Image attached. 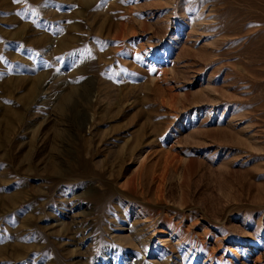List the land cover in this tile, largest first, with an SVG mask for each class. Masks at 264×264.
I'll use <instances>...</instances> for the list:
<instances>
[{"label": "rangeland", "instance_id": "obj_1", "mask_svg": "<svg viewBox=\"0 0 264 264\" xmlns=\"http://www.w3.org/2000/svg\"><path fill=\"white\" fill-rule=\"evenodd\" d=\"M0 264H264V0H0Z\"/></svg>", "mask_w": 264, "mask_h": 264}, {"label": "snow or ice", "instance_id": "obj_2", "mask_svg": "<svg viewBox=\"0 0 264 264\" xmlns=\"http://www.w3.org/2000/svg\"><path fill=\"white\" fill-rule=\"evenodd\" d=\"M15 2L19 3V2H20V0H15Z\"/></svg>", "mask_w": 264, "mask_h": 264}]
</instances>
